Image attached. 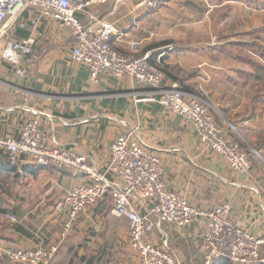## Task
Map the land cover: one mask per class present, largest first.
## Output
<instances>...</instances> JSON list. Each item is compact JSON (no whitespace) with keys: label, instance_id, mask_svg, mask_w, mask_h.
<instances>
[{"label":"crops","instance_id":"obj_1","mask_svg":"<svg viewBox=\"0 0 264 264\" xmlns=\"http://www.w3.org/2000/svg\"><path fill=\"white\" fill-rule=\"evenodd\" d=\"M91 13L95 22L114 25L111 43L121 51L130 40L151 42L146 50L153 51L154 64L163 55L165 83L192 94L201 89L227 138L260 145L250 172L234 173L225 159L201 146L190 123L148 101L152 95L141 87L109 77L92 82L71 59L73 37L58 32L53 21L36 30L10 23L0 34V50L10 41L35 39L23 62L25 78L0 58V140L18 138L23 125L37 118L49 147L72 150L103 170L116 138L133 133L160 158L167 189L203 210L229 203L246 230L264 237V0H168L155 10L136 9L134 0H111ZM77 17L88 23L82 14ZM170 42L174 50L160 51ZM85 182L69 169L37 167L25 158L11 166L0 150V256L57 244L56 264H91L107 232L118 230L120 237L128 236L127 252L134 254L129 264H140L130 248L129 221L111 217L110 197L82 213L62 238L65 195ZM153 221L154 244L165 246L179 264H204L200 226L180 231Z\"/></svg>","mask_w":264,"mask_h":264},{"label":"built area","instance_id":"obj_2","mask_svg":"<svg viewBox=\"0 0 264 264\" xmlns=\"http://www.w3.org/2000/svg\"><path fill=\"white\" fill-rule=\"evenodd\" d=\"M111 0H0V34L10 23L18 22L20 29L36 30L44 21H53L57 31H67L74 39L71 59L89 72L98 83L102 77L130 81L151 94L148 101L163 107L169 115L183 117L192 125L200 144L227 160L238 174L249 172L251 164L241 144L227 138L218 126L212 106L200 94L183 90L178 84L167 85L161 68L163 55L151 62L152 53L140 55L137 44L129 45L127 56L112 46L116 33L114 25L96 21L91 8ZM123 1V0H117ZM136 9L155 10L166 0H134ZM88 19L83 23L78 17ZM25 15H27L25 17ZM34 38L7 42L0 50V58L11 65L18 78L28 74L23 62L33 53ZM169 51L171 48L168 49ZM242 148V149H241ZM11 166L22 158L37 167L66 168L87 179L65 195L66 217L62 224V238L74 228L80 215L99 201L110 197L112 214L129 221L130 248L140 264H178L167 249L150 239L154 221L167 223L182 230L199 225L204 264L228 259L234 264H264V238L242 229L232 216L231 205L224 203L205 211L192 206L187 198L166 188L163 165L159 157L147 150L133 133L119 135L111 147V157L105 169L100 170L86 157L72 150L51 148L37 118L27 121L18 138L0 140ZM8 219L14 221L11 215ZM100 231L99 226L94 227ZM96 231V232H97ZM57 244L30 250L7 251L4 256L12 263L54 264Z\"/></svg>","mask_w":264,"mask_h":264},{"label":"rangeland","instance_id":"obj_3","mask_svg":"<svg viewBox=\"0 0 264 264\" xmlns=\"http://www.w3.org/2000/svg\"><path fill=\"white\" fill-rule=\"evenodd\" d=\"M166 1H168V0H166ZM108 3V2H107ZM164 4V3H163ZM154 34V33H153ZM149 36H151L152 37V35H150L149 34ZM132 43H134V44H137L138 46H139V48H140V53H139V56L140 55H144L145 53H147V51L148 52H153L152 50H146V48L148 47V45L151 43V42H146L145 44H143V42H139V41H136V40H130L129 41V43H128V48L125 50V51H121V50H119L118 48H116V49H118L122 54H124V55H127V56H135V55H137V54H131V53H129V45L130 44H132ZM164 45H168V46H166V47H162L163 49H161L160 51H162V52H167V51H169L168 49L169 48H171V50L170 51H172V50H174V48L172 47V46H175L174 45V43H172V42H170V43H166V44H164ZM172 45V46H171ZM147 46V47H146ZM159 48V47H158ZM155 50V49H154ZM103 78V77H102ZM201 89H200V91H199V94L201 95V96H203L207 101H208V99H207V96H206V94H204V92L202 91V93H201ZM263 93H264V89H263V91H262ZM210 103V102H209ZM213 109V108H212ZM213 112V111H212ZM44 133V132H43ZM46 137V136H45ZM237 143H239V144H241V147L243 148H241L246 154H247V157H248V159H249V161H250V164H251V167H250V170H251V168H252V166H253V162H254V159H253V157L256 155V153H258L259 152V147H260V145H258V146H250V144L249 143H247L243 138H241V137H239L238 138V141H237ZM48 144V143H47ZM202 146V145H201ZM112 147V146H111ZM221 157V156H220ZM223 158V157H222ZM259 158H260V156H259ZM160 159V158H159ZM223 159H225V158H223ZM262 159L264 160V156H262V158H260V160L262 161ZM225 161L227 162V160L225 159ZM108 163H109V161H108ZM108 163L106 164V165H108ZM227 164H228V166H229V168L234 172V173H236V174H238V172H236L230 165H229V163L227 162ZM163 165V164H162ZM250 170H249V172H250ZM248 172V173H249ZM248 173H246V174H248ZM246 174H238V175H246ZM164 181V180H163ZM166 185V184H165ZM167 188V187H166ZM169 190V189H168ZM171 191V190H170ZM173 192V191H172ZM176 193V192H175ZM179 194V193H178ZM184 197V196H183ZM186 198V197H185ZM188 200V199H187ZM189 201V200H188ZM105 205H106V208L108 209V207H109V204H110V201L109 200H106L105 202ZM222 204H224V203H222ZM221 204V205H222ZM229 204V203H228ZM107 205H108V207H107ZM220 206V205H219ZM218 207V206H217ZM198 208V207H197ZM216 208V207H215ZM199 209H201V208H199ZM214 209V208H213ZM201 210H203V209H201ZM210 210H212V209H210ZM205 211H209V210H205ZM231 212H232V209H231ZM111 214V217H113V215H112V213H110ZM105 217H108V216H106L105 215ZM240 225H241V227H242V229H245L244 228V226H242V224L240 223ZM172 226V225H171ZM193 226V225H192ZM199 226V225H198ZM174 227V226H173ZM175 228V227H174ZM177 229V228H176ZM179 230V229H178ZM184 229H182V230H180V231H183ZM246 230V229H245ZM91 231H92V229H91ZM94 231H97V230H95L94 229ZM248 231V230H247ZM98 232V231H97ZM250 232V231H249ZM201 233H202V229H201ZM252 233V232H251ZM255 234V233H254ZM107 235L108 236H106V238H105V242H104V245H97L96 246V248L95 249H97L96 251V254L94 255V256H89L90 258L89 259H91L92 260V262H91V264H129L130 263V258L131 257H133L134 256V254L133 253H129V252H127V250L129 251V248H128V236H126L125 234L124 235H121V237H120V234H119V232H118V230L115 232V230L114 231H112L111 232V230H110V234L107 232ZM258 236V235H257ZM261 238H264V237H261ZM108 239V240H107ZM105 247V252L107 251V254H105L104 256H102V247ZM160 247H162V248H166L165 246H160ZM202 252V251H201ZM58 253H59V250H58ZM58 253L56 254V256H55V258H54V261L56 262V260H57V256H58ZM262 257L264 258V248H263V250H262ZM178 261V260H177ZM54 262V264H56ZM0 264H19V263H12V262H10L6 257H3V256H0ZM178 264H179V262H178ZM232 264V263H231Z\"/></svg>","mask_w":264,"mask_h":264},{"label":"trees","instance_id":"obj_4","mask_svg":"<svg viewBox=\"0 0 264 264\" xmlns=\"http://www.w3.org/2000/svg\"><path fill=\"white\" fill-rule=\"evenodd\" d=\"M151 62L154 64V62H153L152 59H151ZM163 69H164V71H166L165 68H163ZM231 263L232 262L230 260H228V259H218V260H216V261L213 262V264H231ZM232 264H234V263H232Z\"/></svg>","mask_w":264,"mask_h":264}]
</instances>
